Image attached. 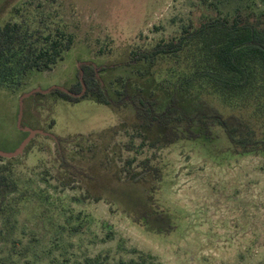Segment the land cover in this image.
Wrapping results in <instances>:
<instances>
[{"label": "rangeland", "instance_id": "rangeland-1", "mask_svg": "<svg viewBox=\"0 0 264 264\" xmlns=\"http://www.w3.org/2000/svg\"><path fill=\"white\" fill-rule=\"evenodd\" d=\"M209 1L211 8L200 0H0V27L20 25L28 43L40 47L64 35V45L73 37L51 71L20 76L16 66L0 79V151H15L29 134L22 129L35 132L18 156L0 157L16 181V192L0 203V264L87 257L118 264L140 255H150V264H264V151L241 155L219 127L209 142L153 148L134 129L102 132L134 124L129 104L117 115L56 94L82 82L90 66L113 100L154 96L159 109V83L171 65L130 64L131 52L176 36L190 21L264 11V0ZM4 59L6 73L15 60L1 65ZM182 100L188 110L196 102ZM205 101L224 116L243 117L264 140V120L253 108L230 112Z\"/></svg>", "mask_w": 264, "mask_h": 264}, {"label": "trees", "instance_id": "trees-1", "mask_svg": "<svg viewBox=\"0 0 264 264\" xmlns=\"http://www.w3.org/2000/svg\"><path fill=\"white\" fill-rule=\"evenodd\" d=\"M200 5L211 8L209 0H200ZM61 37L63 40L64 35ZM30 39L18 24L0 27V60L5 57L1 65L15 60L11 71L5 73L0 69V79L5 80L14 73L16 66L20 76L30 71H51L73 45L70 35L64 45L61 40L42 42L47 41L45 38L37 47L39 41L28 43ZM159 61L171 65L159 83L165 100L159 109L154 96L123 95L118 101L113 100L90 66L82 69V82L75 83L69 92L56 91L57 97L69 103L90 100L111 108L117 115L123 105L129 104L134 111V124L126 127L120 122L102 132L115 136L134 129L153 148L181 140L209 142L215 138L212 129L219 127L230 146L241 155L264 151V140L255 138L243 117L232 113L224 116L220 109L205 101L215 99L230 112L253 108L264 120V11L259 14L236 11L233 17H209L198 24L190 21L176 36L161 39L129 56L130 64H144L148 68ZM182 95L196 100L192 109L188 110L189 103L182 100ZM15 192L16 181L10 165L0 158V203ZM150 258V255H140L118 264H150L147 261ZM78 264L105 263L98 257H87Z\"/></svg>", "mask_w": 264, "mask_h": 264}, {"label": "water", "instance_id": "water-1", "mask_svg": "<svg viewBox=\"0 0 264 264\" xmlns=\"http://www.w3.org/2000/svg\"><path fill=\"white\" fill-rule=\"evenodd\" d=\"M18 128H20L19 121H18ZM20 129H22V128H20ZM22 130L29 133L28 136H27V138L13 152L4 153V152H1L0 151V157L6 158V159L14 158V157L18 156L22 152V150H23V148L25 146H27V144L30 142V140L32 139V137L35 135V132L32 131V130H26V129H22Z\"/></svg>", "mask_w": 264, "mask_h": 264}]
</instances>
